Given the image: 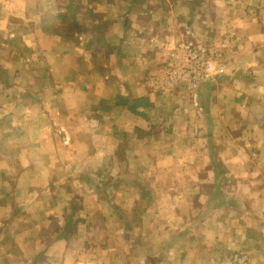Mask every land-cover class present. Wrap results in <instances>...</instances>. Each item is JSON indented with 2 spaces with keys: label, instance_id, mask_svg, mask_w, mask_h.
<instances>
[{
  "label": "crops",
  "instance_id": "crops-1",
  "mask_svg": "<svg viewBox=\"0 0 264 264\" xmlns=\"http://www.w3.org/2000/svg\"><path fill=\"white\" fill-rule=\"evenodd\" d=\"M79 3L0 0V264H264V0ZM193 39L222 73L148 94Z\"/></svg>",
  "mask_w": 264,
  "mask_h": 264
},
{
  "label": "built area",
  "instance_id": "built-area-1",
  "mask_svg": "<svg viewBox=\"0 0 264 264\" xmlns=\"http://www.w3.org/2000/svg\"><path fill=\"white\" fill-rule=\"evenodd\" d=\"M163 48V62L148 77V89L154 95H167L178 86L193 90L222 73V66H216L214 50L195 39L166 42ZM247 262L246 254L237 253L223 264Z\"/></svg>",
  "mask_w": 264,
  "mask_h": 264
},
{
  "label": "rangeland",
  "instance_id": "rangeland-1",
  "mask_svg": "<svg viewBox=\"0 0 264 264\" xmlns=\"http://www.w3.org/2000/svg\"><path fill=\"white\" fill-rule=\"evenodd\" d=\"M41 3L44 2V0H30L31 4L34 5V4H38V3ZM46 2L48 3L47 5V11L44 10V12L42 11V16L45 17L44 19H46L47 17L50 18L52 16V14L54 13H61L63 15H66L68 16L69 18L66 19L65 21H63L64 24H61L59 25V27L57 28L56 31H60V32H63L65 33V35H76V36H79V38L81 36H83L85 33V23H83V21H81L82 19H86L88 16V13L86 10H81L78 9L76 10V7H70V0H46ZM80 4V3H78ZM44 5V4H42ZM72 13V11L75 13L74 14V17L75 19L77 20V17H78V22L79 23H75L76 24V28L73 29L72 31H70L71 29L68 27L69 25H71V21H70V16H69V13ZM51 13V14H50ZM32 14H34V12H32ZM17 16V15H16ZM14 15V17H16ZM19 16H22L21 14ZM87 16V17H86ZM74 19V18H73ZM74 23V22H73ZM52 28L51 31H54V26H50ZM67 33V34H66ZM155 69L151 70V68H149L146 73L142 76L143 77V85L145 86V88L147 89V93L148 94H152L149 89H148V77L150 74H152V72L154 71ZM150 71V72H149ZM174 91H172L171 93L169 94H172ZM167 96H169L167 94Z\"/></svg>",
  "mask_w": 264,
  "mask_h": 264
},
{
  "label": "trees",
  "instance_id": "trees-1",
  "mask_svg": "<svg viewBox=\"0 0 264 264\" xmlns=\"http://www.w3.org/2000/svg\"><path fill=\"white\" fill-rule=\"evenodd\" d=\"M81 0H70V7H76V10H78L80 8V5L78 4ZM74 12L70 11L69 16L70 19L74 18ZM63 18V21H65L66 19H68L69 17L66 15H62L61 16ZM72 31L73 29L76 28V24L72 23L71 25L68 26ZM118 104L122 105V106H126L129 110L136 112V109L138 108H142L143 111L147 110L148 108L151 107V103L149 101V99L147 97H137V98H133V96L131 95H126V96H121L119 98V100L117 101ZM141 115H144V112H141Z\"/></svg>",
  "mask_w": 264,
  "mask_h": 264
}]
</instances>
